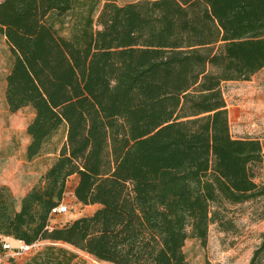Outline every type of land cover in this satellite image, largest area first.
Wrapping results in <instances>:
<instances>
[{
    "label": "trees",
    "instance_id": "obj_1",
    "mask_svg": "<svg viewBox=\"0 0 264 264\" xmlns=\"http://www.w3.org/2000/svg\"><path fill=\"white\" fill-rule=\"evenodd\" d=\"M68 16L66 38L54 23ZM0 34L7 109L33 112L24 159L64 131L18 205L0 185V257L8 239L48 243L9 264H189L186 241L205 245L223 204L264 200L261 144L230 135L221 90L264 68V0H0ZM72 177L97 208L51 227Z\"/></svg>",
    "mask_w": 264,
    "mask_h": 264
},
{
    "label": "rangeland",
    "instance_id": "obj_2",
    "mask_svg": "<svg viewBox=\"0 0 264 264\" xmlns=\"http://www.w3.org/2000/svg\"><path fill=\"white\" fill-rule=\"evenodd\" d=\"M136 1L140 0H117V4L121 6ZM71 21L68 16L63 17L60 23H54L59 35L66 38L70 36ZM11 64L10 48L0 34V183L9 184L18 205L23 193L41 184L46 169L63 144L64 131L61 129L48 142L42 156L31 162L24 159L25 147L28 144L26 126L32 119L33 112L30 108L16 113H10L7 109L4 98L5 76ZM221 90L228 113L230 135L235 139H257L261 144L263 160L253 170L255 182L264 185V68L249 81L223 83ZM75 182L76 178L69 179L62 201L68 208L67 213L52 215L51 227L88 216L95 210L93 206H81L73 198L72 189ZM220 212L224 225H210L205 245L195 239L186 241L184 253L189 264H249L254 252L261 248L264 241L263 199L238 205L223 204ZM60 218L64 220L58 224ZM47 244L36 243L22 256L5 255L0 264H9L8 259L12 257L16 262L23 263ZM78 254L88 264H103L80 252ZM260 256H264V250ZM262 262L264 264V257Z\"/></svg>",
    "mask_w": 264,
    "mask_h": 264
},
{
    "label": "built area",
    "instance_id": "obj_3",
    "mask_svg": "<svg viewBox=\"0 0 264 264\" xmlns=\"http://www.w3.org/2000/svg\"><path fill=\"white\" fill-rule=\"evenodd\" d=\"M67 211H68L67 206L61 202L56 208L52 209L51 216L56 214H64L67 213ZM32 246H26L24 243L20 242V245L17 248H11L10 244L7 241H5V243L3 244V248L6 251L15 249L12 254L13 256H22L26 254L28 251H30Z\"/></svg>",
    "mask_w": 264,
    "mask_h": 264
},
{
    "label": "crops",
    "instance_id": "obj_4",
    "mask_svg": "<svg viewBox=\"0 0 264 264\" xmlns=\"http://www.w3.org/2000/svg\"><path fill=\"white\" fill-rule=\"evenodd\" d=\"M70 179H75V177H72V178H70ZM0 185H5V186H7V187H10L9 184H7V183H0ZM10 189H11V188H10ZM28 191H29V190H28ZM28 191H26L25 193H23V194L21 195L20 199L23 198V197L25 196V194H26ZM93 207H95V209L97 208L96 206H93ZM63 220H64L63 218H60L59 221H57L58 224H60V222H63ZM66 223H67V222H66ZM63 224H65V222H64ZM7 242L10 244L11 248H17V247L20 245V242H17V241L12 240V239H8ZM13 252H14L13 250H9V251H7L6 255H9V254L12 255ZM3 259H5V258L0 257V261H2Z\"/></svg>",
    "mask_w": 264,
    "mask_h": 264
}]
</instances>
